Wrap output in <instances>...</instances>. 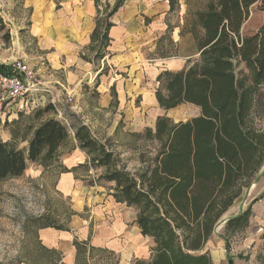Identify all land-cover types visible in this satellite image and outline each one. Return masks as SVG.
<instances>
[{"label": "trees", "instance_id": "16d2710c", "mask_svg": "<svg viewBox=\"0 0 264 264\" xmlns=\"http://www.w3.org/2000/svg\"><path fill=\"white\" fill-rule=\"evenodd\" d=\"M94 1L97 15L88 48L93 51L98 45L104 51L112 27L110 18L126 0L106 4L104 19L100 17V1ZM167 1L169 12H175L178 0ZM255 6L264 12V0H206L201 7L187 10L184 24L178 27L179 36L190 37L198 57L180 72L161 73L155 97L164 111L187 104L199 109V114L178 124L165 116L157 117L153 129L133 134L136 142L155 144L153 157L145 160L141 156L143 168L137 173L131 174L120 157L107 149L108 140H97L76 117L69 118L70 123L75 122L70 126L63 115L66 124L55 117L46 118L49 112L58 116L53 106L47 105L29 117L37 124L27 125L26 149L0 139V181L23 176L29 164L43 170L57 165L60 174L70 172L60 164L61 155L65 148H78L87 155L91 168L102 170L98 181L114 184L113 199L137 209L136 224L141 234L154 242L150 261L133 264H212L207 253L201 254L205 243L264 167V128L260 126L264 109V27L250 34L242 28ZM170 32L168 25L159 43L171 42ZM0 36L9 43L1 16ZM97 57L101 60L104 55ZM6 71L0 65V73ZM262 199L264 192L244 211L225 221L220 237L225 243L227 264H233L230 242L248 229L251 208ZM31 223L35 234L48 228L67 231L64 226L46 223L44 218ZM36 244L48 255L47 264H63L59 252L45 249L39 241ZM86 244L73 241L77 256H85ZM20 263L31 264L24 260L16 264Z\"/></svg>", "mask_w": 264, "mask_h": 264}, {"label": "crops", "instance_id": "0c3cea01", "mask_svg": "<svg viewBox=\"0 0 264 264\" xmlns=\"http://www.w3.org/2000/svg\"><path fill=\"white\" fill-rule=\"evenodd\" d=\"M15 4L16 14L12 13L11 17L14 22L10 43L12 55L0 65L14 58L28 61L50 90V94H46L48 104L60 113L57 108L64 102L72 116L87 126L94 137L100 132L105 134L102 139L105 142L118 134L123 124V130L137 133L146 128L152 129L157 117L167 118L171 109H161L155 97L159 86L157 78L166 71L180 72L198 57L195 50L189 56L180 58L174 54L163 58L160 55L144 63L146 53L141 45L145 41H156L152 49L162 53L159 40L165 36L169 25L165 22L169 14L167 0H126L110 18L112 27L108 31L107 48L96 68L88 56L97 15L94 0H22ZM137 18L138 23H141L140 18L148 23V32L142 38L137 36L138 28L134 26ZM246 24L247 21L242 26L243 31ZM172 29L174 32L170 34L175 37H170V41L176 48V43L183 37L179 36L178 26ZM67 94L73 97L72 107L64 100ZM191 107L199 114V109ZM67 152L61 155L60 164L70 172L59 174L56 190L61 196L71 199L73 215L87 210L88 220L73 217V224L82 221L86 227L92 224L97 227L94 236L82 227L84 241L79 242H86V248L92 252L106 250L117 254L118 264L149 262L155 246L152 238L143 236L136 224L137 209L113 199L111 188L114 184L97 181L101 173L96 175L98 171L90 167L87 155L78 148ZM254 207L251 208L253 216L256 215ZM226 214L219 221L222 228L228 219ZM253 216L249 225L253 223ZM256 222L261 223L257 225L264 224V207ZM67 232L53 228L38 230L40 245L59 252L61 263L74 264L77 253L73 237ZM251 237L250 240H253L255 236ZM222 244L225 251L223 240ZM211 245L210 237L201 254L207 253L212 264H216Z\"/></svg>", "mask_w": 264, "mask_h": 264}, {"label": "rangeland", "instance_id": "374dc122", "mask_svg": "<svg viewBox=\"0 0 264 264\" xmlns=\"http://www.w3.org/2000/svg\"><path fill=\"white\" fill-rule=\"evenodd\" d=\"M20 1L22 0H0V16L4 20L10 35L8 44H5L0 36V62L12 55L10 43L12 38L11 32L14 31L12 23L14 22L11 20V17L13 16L12 13L16 14L15 3ZM99 1L100 17L104 19L105 13H103V9L105 5L109 4L112 6L116 1ZM205 2L206 0H178V8L175 12H169L165 22L171 26V30H173V27L177 26L180 28V26L184 24L187 10H195L201 7ZM250 12V17L244 29V33L246 34L254 33L258 28L264 27V12L258 10L257 6L253 7ZM18 16L22 18L23 15L19 13ZM140 21L141 23H138L137 18L134 26L138 28L139 34L137 36L142 38L145 32H148L147 30L149 27L146 20L143 21L140 18ZM142 22L146 26V29H144ZM179 28L178 30H180ZM170 37L173 38L175 35L172 33L169 39ZM155 42L156 41L150 39L141 45V48H145V64L150 60L159 58L160 55L173 56L175 54L181 58L182 56L192 55L195 52L194 46L188 35H184L183 38L178 40L176 48L172 46L173 44H171V42L167 40L163 41L161 43L162 53L161 51L157 53V49H152V45H154ZM137 47L139 48V46L136 45V48ZM94 48L93 51L89 49L88 56L89 59H92L93 63H95L94 66L96 68L97 64H99L97 56L100 54L102 55L103 51L98 45ZM101 51L102 53H100ZM47 105H49L48 100L44 107ZM12 106L14 107L9 109L4 107L0 108V139L5 142H13L18 148L24 150L27 147L26 141L29 138L27 125L37 124V122L34 123L33 120H30L29 117L38 110H43L44 108L24 112L22 110H17L18 107L15 102H13ZM57 110L62 112V115L66 117L69 126L75 124L74 120L70 123L69 118L74 116L67 110V106L64 102ZM197 115V111L194 110L193 107L187 105L178 106L167 112V118L173 122V124L182 123ZM45 117L53 118L55 117V113L49 112ZM260 119V126L264 128V109H262ZM78 121L80 122L79 119ZM121 126V131L115 134L112 139H108L105 145H107V149L120 157L119 159L126 165L127 170L131 174H135L143 168L141 156H144L145 160L153 157L154 153L152 150L155 144L141 141L136 142L132 135L142 130L137 131V133L133 131H131L133 133H129L123 130L125 124ZM153 128L154 125H152V129ZM100 133L101 134L98 133L99 135H95V138L105 143V141L102 140L105 134L102 132ZM11 137H13V140ZM68 148H65L62 154L69 153L67 152ZM99 173L102 174V170H99L96 175ZM59 174L60 171L57 165H51L43 170L35 164H29L23 176L14 180L0 181V264H16L20 260L30 261L31 264H47L45 259H47L48 255L42 253L36 244L37 241L40 242V234L38 232H36V234L34 233L35 230L31 222L35 219L44 218L46 223L53 222L56 226H64L68 230L67 233L73 237V241L77 240V242L84 241L82 240V227H85L84 229L90 233L89 235L94 236L97 233H95L94 230L97 229V227L93 224L86 227L82 224V221L78 222V224H73L71 221L73 217L77 220H86L88 218V213L87 210H84L78 212L76 216L73 215L71 199L63 195L61 196L56 190V180ZM263 192L264 167L261 169L250 188L243 192L242 198L227 211L226 217L229 218L232 215L238 214L241 210L246 209L247 205L254 199L260 198ZM254 205L256 215L252 218L253 223L248 226V229L244 233L235 236L230 242V256L233 259V264H264V224L257 225L261 223H254L255 219L260 218L263 212L264 199L258 201ZM258 229L261 230L259 231ZM222 232V223H219L214 234L211 236L212 245L210 249L216 264H227L226 254L224 247H222V240L220 239ZM36 235L38 240L37 238L35 239ZM251 236H255L253 240H250L252 238ZM249 242H251V244ZM84 255L85 256L75 257L74 264H114L117 259V254L106 250L100 252L95 250V252H92L87 249ZM127 263L122 262L121 264Z\"/></svg>", "mask_w": 264, "mask_h": 264}, {"label": "built area", "instance_id": "2783aa9c", "mask_svg": "<svg viewBox=\"0 0 264 264\" xmlns=\"http://www.w3.org/2000/svg\"><path fill=\"white\" fill-rule=\"evenodd\" d=\"M1 65L5 66L7 71L0 73V108H13V102L16 103L18 111L30 112L44 108L47 104L46 94H50V90L36 68L19 58L3 62ZM65 102L72 107L71 94L66 95ZM57 118L66 124L61 112Z\"/></svg>", "mask_w": 264, "mask_h": 264}]
</instances>
